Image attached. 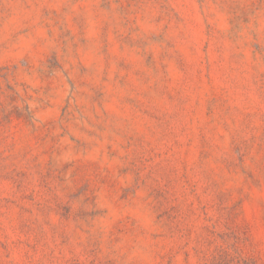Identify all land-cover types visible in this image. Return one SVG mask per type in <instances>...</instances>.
<instances>
[{
	"label": "rangeland",
	"instance_id": "1",
	"mask_svg": "<svg viewBox=\"0 0 264 264\" xmlns=\"http://www.w3.org/2000/svg\"><path fill=\"white\" fill-rule=\"evenodd\" d=\"M0 264H264V0H0Z\"/></svg>",
	"mask_w": 264,
	"mask_h": 264
}]
</instances>
